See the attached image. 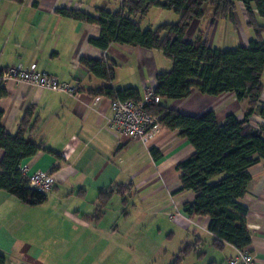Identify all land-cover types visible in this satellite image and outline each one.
<instances>
[{
	"label": "crops",
	"instance_id": "0c3cea01",
	"mask_svg": "<svg viewBox=\"0 0 264 264\" xmlns=\"http://www.w3.org/2000/svg\"><path fill=\"white\" fill-rule=\"evenodd\" d=\"M119 1L0 0V68L35 64L39 72L77 86L74 95L25 82L8 81L3 87L6 96L0 99L1 125L8 133H16L29 106H34L39 117L30 138L43 142L44 150L23 160L20 168H25L30 175L38 170L51 172L57 167L51 172L54 184L43 204L27 205L8 192L0 191V209L13 213L0 217V253L7 258L5 264H122L120 256L125 248L132 252V264H154V233L161 239L156 243L161 250L165 239L175 236L180 239L181 249L194 245V250L186 255V264H206V254L201 250L206 245L216 252L209 264H224L237 251L230 244L215 248L214 236L208 231L209 219L187 217L183 212V205L194 199V193L178 191L181 172L176 167L194 152L193 146L179 130L161 126L145 141L116 133L111 128V98L99 93L105 82L82 64V59L113 63L110 85L118 89L132 87L142 97L147 89H155L157 74L172 69V61L157 49L117 43L105 50L97 48L89 40L100 36L99 26L56 12L58 8L80 9L89 14L96 8L114 12L120 7ZM163 12L157 9V21H161ZM254 13L256 15L255 10ZM148 14L140 21L142 29L151 28L150 24L143 26ZM233 15L234 23L240 20L241 25L248 26L243 5L236 7ZM256 17L258 23L263 24V20ZM178 20L176 16L172 23ZM199 32L214 47L202 30L189 37L195 38ZM189 37L185 34L184 40ZM243 39L238 45L247 46L249 40L246 36ZM262 85L260 106H264ZM161 103L192 116L213 111L218 123L224 122L229 114L243 119L249 108L248 99L238 100L233 92L210 96L195 88L184 98L161 99ZM249 124L264 126V118L254 113ZM151 149L159 152L158 160L151 155ZM50 151L57 152L62 159H57ZM2 156L0 150V159ZM248 172L251 181L241 199L247 207L246 225L251 238L246 250L253 257V264H264L262 162L250 167ZM118 185L131 188L129 206L125 208L121 196L114 193L99 219H85L94 212L100 191ZM109 212L115 217H109ZM171 214L173 219H170ZM121 217L124 233L118 225ZM139 233L142 234L137 236ZM166 252L168 259L170 251ZM170 253L173 259L177 256L175 250ZM183 261L179 264L185 263Z\"/></svg>",
	"mask_w": 264,
	"mask_h": 264
},
{
	"label": "trees",
	"instance_id": "16d2710c",
	"mask_svg": "<svg viewBox=\"0 0 264 264\" xmlns=\"http://www.w3.org/2000/svg\"><path fill=\"white\" fill-rule=\"evenodd\" d=\"M21 2L23 0H16ZM118 10L111 12L96 8L94 13L80 9L58 8L63 17L95 24L100 28V36L91 38L90 44L102 50L112 43L157 49L172 61V69L156 75L155 95L163 100L181 99L192 89L202 94L217 96L233 92L238 100L248 99L249 108L243 119L229 114L224 122L218 123L213 111L199 116L186 115L160 103L148 107L159 126L169 130H179L193 146L194 152L177 164L180 174L181 191H191L194 199L183 205L187 217H207L208 231L214 236L212 245L220 249L230 244L236 249H246L250 234L246 225L247 207L241 202L246 195L251 176L248 169L262 162L264 166V126L253 127L249 118L254 113L264 118V106H260L263 91L261 75L264 72V42L260 38L264 23V0H120ZM241 2L248 16V26L256 37L247 46L221 50L212 47L199 32L191 41L184 36L190 24L204 16V5L212 7L211 23L218 18H230L234 22L236 3ZM161 8L174 11L179 20L173 24H162L156 28L142 29L140 21L150 9ZM256 12V15L254 13ZM137 17V18H136ZM136 18V19H135ZM82 64L97 78L105 82L99 91L111 99L120 101L140 100L139 92L132 88H114L113 63L105 60L82 59ZM6 96L0 87V99ZM0 110V191L4 190L27 205L43 204L47 193L28 186L26 177L20 170L23 160L44 150L43 142H34L30 134L39 120L34 106H29L21 118L15 134L8 133L1 125ZM57 159L62 157L50 151ZM155 160L160 157L156 149L150 150ZM57 167H53V172ZM131 188L115 186L100 191L99 202L87 220L99 219L111 196H121L122 203L129 206ZM128 195V196H127ZM125 210L123 213L125 214ZM194 250V245H185L171 264H179ZM6 256L0 253V264L6 263Z\"/></svg>",
	"mask_w": 264,
	"mask_h": 264
},
{
	"label": "built area",
	"instance_id": "2783aa9c",
	"mask_svg": "<svg viewBox=\"0 0 264 264\" xmlns=\"http://www.w3.org/2000/svg\"><path fill=\"white\" fill-rule=\"evenodd\" d=\"M8 81L25 82L42 89L69 95H74L77 89L73 83L60 81L54 75L39 72L35 64L29 67L13 65L0 68V87L3 88ZM160 101V97L155 95L151 89H147L138 102L111 99L110 105L113 112L111 128L116 133L130 139L145 141L149 134L159 127L157 117L148 111V107L160 103ZM20 170L26 177L29 187L44 193L50 192L53 188L54 177L50 171L38 170L28 175L25 168H20ZM170 219H173L172 214ZM224 264H253V257L246 249H237L236 253L226 259Z\"/></svg>",
	"mask_w": 264,
	"mask_h": 264
},
{
	"label": "rangeland",
	"instance_id": "374dc122",
	"mask_svg": "<svg viewBox=\"0 0 264 264\" xmlns=\"http://www.w3.org/2000/svg\"><path fill=\"white\" fill-rule=\"evenodd\" d=\"M242 5L243 4L241 2L236 3V7H238V8ZM157 9L158 8H152L151 9V11L149 12V14L147 16L145 23L143 24L144 28L146 27L145 25H147V24H150L149 27H151L152 29H154L158 25H162V24H173L172 20L174 19V17H176V16L178 17V15L174 11L163 9L164 14H163V16L160 17L161 21L159 22V21H157V18H156ZM238 16H240L239 13H238ZM211 17H212V7L210 4H205L204 5V16H203V18L196 19L190 24L189 30H187L188 32H186V36L189 37V35H191L192 33H196L198 30H202V31H204L205 35L209 36V38L211 40V44H213L214 47H217L221 50L234 49V48L240 46L238 44H239V42L244 40L243 38L245 36L248 40H250L251 38L254 39L256 37V33H255L254 29L249 28L247 25H241L240 20L236 21V23H234L232 20H230V18L224 19V18L220 17L217 20H215L214 23H211ZM157 22H159V23H157ZM259 24H261V23H259ZM261 25L264 26V23ZM193 38L194 37H189V39L187 41H190ZM260 38L264 42V27H263V30L260 32ZM261 82L264 84V73L261 76ZM110 208H111V210H113V208L111 206H110ZM8 211L5 212L1 208L0 209V212H1L0 217H8L10 215L12 216L13 213L7 214ZM22 216H24V215H22ZM28 216H29V214H28ZM109 217H115L113 215V212H109ZM122 221H123V218L121 217L120 223L118 221V225H120V229L124 233V226H123ZM155 231H156V229H155ZM135 234H136V232H135ZM141 234L142 233H139L137 236H140ZM149 234H151V233H149ZM189 235H190L189 238H191L192 235L191 234H189ZM126 236L127 235H125L124 238ZM135 236H134V238H135ZM153 240H155L154 242L152 241V243L154 244L153 245V251H152L154 254V264H171L174 255L172 256L171 255L172 253H170V252H172V250H175L176 251L175 255H177L178 251L182 248L179 246L180 245V239L177 236H175L174 239H171V240L165 239L164 247L162 250L156 244V243H160L161 239H159V237H157L155 233L153 235ZM129 241H130V239H129ZM131 242H133V240H131ZM188 242H190V241H188ZM125 249L121 251L120 258H122V264H132V258H133L132 252L128 250L129 248H125ZM167 249L170 251L168 254V259L165 257L167 254V252H166ZM201 250H202V253L206 254V257H205V261H207L206 264H209L212 261V258L215 257V254H216L215 250H213L212 248H209L208 245L203 247ZM186 257L187 256L184 257L185 259L183 262H185V263H183V264H186L188 261ZM166 260H167V263H166ZM86 262H88L87 259H86Z\"/></svg>",
	"mask_w": 264,
	"mask_h": 264
}]
</instances>
